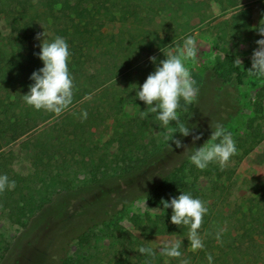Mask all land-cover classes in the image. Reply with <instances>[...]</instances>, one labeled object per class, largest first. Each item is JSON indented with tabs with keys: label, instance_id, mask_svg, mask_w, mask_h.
I'll return each mask as SVG.
<instances>
[{
	"label": "rangeland",
	"instance_id": "1",
	"mask_svg": "<svg viewBox=\"0 0 264 264\" xmlns=\"http://www.w3.org/2000/svg\"><path fill=\"white\" fill-rule=\"evenodd\" d=\"M165 2L167 5L157 3L148 11L144 10L143 18L147 21L153 18L151 24L144 28L146 36L139 38V47L127 61L120 60L118 66L121 68L118 67L105 84L111 85L110 90L118 91L119 99H124L121 113L92 126L89 110H85L74 115L75 122L82 127L74 130L64 116L76 108L80 110L82 101L59 116L38 111L39 118L52 115L47 120L41 118L35 132L46 139L53 137L49 143L51 145L53 141L52 159L45 160L40 170L33 164L32 150L23 149L21 145L27 136L37 134L32 131L34 129L23 128L16 141L9 140V137L5 140L3 149L13 159L6 169L10 174L9 180L21 185L22 189L33 186L42 189L43 193L47 191L46 197L53 194L55 198L34 214L33 210L37 209L35 203L27 204L20 199L28 191L18 192L15 202L10 197L14 190L0 191V264H62L67 253L76 254L79 248L77 245L70 248L73 238L88 228H93L95 233L90 246L83 252L85 256L89 255L90 264H182L184 260L188 264H209V254L215 255L213 264H223L224 255H229L234 264L264 263V230H259L260 234L256 231L258 246L251 249L247 248V243H239L243 229L240 219L243 215L249 217V209L256 212L258 207L259 215L256 217L264 224V97L262 111L259 114L255 112L264 81L257 82L248 74L244 76L243 84H239L237 79L225 83L210 80L211 71L206 70L226 55L239 59L245 72L251 68V55L257 47L255 41L261 38L254 29L264 19V0ZM235 16L237 19L233 21ZM2 21L0 31H6ZM119 23L106 22L104 31L118 33L122 27ZM44 31L49 38L54 34L53 30L37 22L35 35L31 38L33 42L30 39L27 43L25 53L30 46L40 50L39 45L46 37L41 36V40L36 37ZM152 33H158L159 38ZM188 35H193L198 42L197 58L187 62L197 93L191 104L185 105L181 101L178 111L181 122L190 112L189 127L197 126L194 134L201 135L199 145L198 141L193 144L191 136L187 140L182 134L175 133L178 131L176 122L164 129L154 120L140 132L130 130L135 125L130 121L138 118L141 112V103L133 100L136 99L133 89L142 85L155 71V65L149 58L165 59L162 50H174L173 46L179 47ZM6 44H9L10 51V45L14 44L0 41V47ZM5 59L1 48L0 67L5 65ZM205 82L211 84L208 91L205 87L207 93L198 95ZM21 90V85H17L14 91H3L2 88L0 100L10 103ZM22 102L25 103L24 100ZM84 112L87 113L86 118L82 115ZM217 123L232 134L237 152L223 169L216 164L212 174L199 176L195 181L189 177L195 186L187 190L188 193L199 198L208 208L204 216L207 227L199 230L204 248L192 251L186 238L187 228L170 221L172 210L165 211L163 205H151L144 197L165 175L188 159L187 154H183L184 148L176 147L175 140H181L189 148L196 144L202 146L211 137L207 138L206 131L209 129L212 134L211 124ZM68 130L71 134L65 136L64 131ZM260 138L255 144V140ZM131 143L133 149L129 146ZM250 145H254L253 150L242 157V147ZM102 158L106 159L107 165L96 171ZM56 178L59 180L55 181ZM53 180L55 188L50 189ZM37 192L35 195L39 198L41 192ZM158 207L160 209H155ZM146 215L152 218L151 222ZM253 216L249 218L257 223ZM144 225H147L146 229ZM154 225L165 231L159 232ZM221 229V238L217 240L216 233ZM164 242L179 243L182 255L174 259L162 257L159 247ZM140 246H151L155 255L142 256L135 251Z\"/></svg>",
	"mask_w": 264,
	"mask_h": 264
},
{
	"label": "trees",
	"instance_id": "2",
	"mask_svg": "<svg viewBox=\"0 0 264 264\" xmlns=\"http://www.w3.org/2000/svg\"><path fill=\"white\" fill-rule=\"evenodd\" d=\"M157 3L167 5L165 0H0V21L3 20L4 22H2L6 25V31H0V41L7 40L10 44H14L10 45L12 47L10 51L7 47L9 44L0 47L6 57L5 65L0 67V89L3 88V91L8 89L14 91L17 85H21V89H23L21 93L15 95L13 101L10 103H6L4 99L0 100V111L2 112H0V175L10 177L9 171L6 169L13 161L11 159L12 156L6 154L3 149L7 137H9V140L16 141L21 137V133L24 131L23 128L27 130L29 128L34 129L39 125L41 118L47 120L52 115H41L39 118L37 110L22 102L24 100L23 95L29 91V85L33 83L30 80L31 74L43 67L42 61L36 55L40 50L35 49V46H30L28 53L24 52L25 48H27V43L35 35L37 22L53 30L54 34L50 36V40L56 36H61L69 45L71 59L69 62V70L74 82L72 105L75 106V104L81 101L82 103L80 104V110L76 108L73 113H65L64 119L74 130H77L82 128L74 120V115L77 113L79 114L80 112L89 110L88 114L92 126L99 122H105L106 119L121 113L124 99H119L118 91L110 90L111 85L105 86V84L111 80L118 67L121 68V65L118 66L120 60L122 62L127 61L131 54L135 52V49L139 47V38L147 34L144 28L148 24H151V20H153L152 18L150 21H147L146 18H143L142 14L144 10L148 11L149 8L157 5ZM154 9H152V12H154ZM236 17H234L233 21L237 19ZM141 18L143 19L141 20ZM40 20H43V23ZM106 22L108 24L120 22L119 24L122 27L118 33L105 32L104 26ZM68 24L70 25L68 26ZM152 34L159 38L158 33ZM2 35L6 36L2 38ZM149 46H151V43ZM236 60L234 56L226 55L223 59H219L212 67L206 69L211 71L210 80L217 79L226 83L237 79L239 84H243V78L248 73L242 69L240 63H235ZM210 85V82H205V85H203L204 88H201V91L198 90V95L204 93ZM7 94L11 95L10 91H7ZM263 97L264 88L258 95L260 102L255 109L257 114L262 111ZM133 100L141 103V112L147 110L144 102L138 99ZM140 114L138 118L130 121L135 124L130 127V130L140 132L155 120L154 114H150L143 119ZM189 114L190 112L187 113L182 122L184 123L187 120L185 123L188 126H190L188 118L191 119V115L189 117ZM32 122L33 124H31ZM194 126L197 127L196 125ZM35 130L32 131L37 134L27 136L21 145L23 149L30 148L32 150L33 164L37 170H40L39 167L45 165V160L51 161L52 159L53 155H51L50 151L53 141L51 145L49 143L53 137L48 136L46 139L44 135L39 134L38 131L35 132ZM68 134H71V130L64 131L65 136ZM206 135L209 138L211 136V130L208 129ZM260 140L261 138L255 140V144ZM199 143L200 140L197 144L199 145ZM197 144L194 147H200ZM49 145L50 149H48ZM129 146L133 149L132 143ZM242 148V157H244L253 150L254 145L244 146ZM47 155L50 157H46ZM103 165H107L106 159L104 158L101 159V163L96 167V171H99ZM215 168L216 164H211L205 170H198L187 159L165 175L144 198L151 205L160 206L162 205L160 203L161 199L177 197L182 193V190L186 192L194 188L195 185L190 182L189 177L195 181L199 176L212 174L216 170ZM15 176L17 177V175ZM20 178L22 182L25 181L22 177H18L17 179ZM57 179L54 180L58 181L59 179ZM54 180L49 185L50 189L51 187L55 188L53 187L56 184L53 183ZM17 185L18 183L15 184L14 189H12L14 191L11 195L9 193L8 196L10 195L12 197L11 201L15 202L16 199L14 198L18 192L23 193L24 191H28L26 194L21 193L22 196L20 199L24 200L27 204L29 202L35 203L34 205L37 206V209L36 211L33 210L34 214L40 212L44 207L54 201L55 196L53 194L50 197H46L47 191L43 193L42 189H36L33 186L31 189H22L21 185ZM35 192H41V196L37 198ZM249 210V217L255 215L252 218L257 223L252 221L248 216L243 215L240 219L241 228L243 229L240 233L239 243H247V248L252 249L256 245H259L256 231L260 234L259 230L261 232L264 230V224H261V220L256 217L257 214L259 215L258 207L256 212L253 209ZM146 216L148 221L150 220L151 222L152 218L148 215ZM206 223L207 221L203 218L201 227H207ZM154 226H156L159 232L165 231L158 225ZM146 228L147 225H144V229ZM119 230L123 231L122 227L119 226ZM94 236L93 228H88L73 238L70 248L74 245H77L79 248L76 254L67 253V256L62 259L61 263L90 264L89 255L85 256L83 252L90 246ZM212 241L211 238V245ZM74 255H77V257ZM214 256L212 255V257ZM223 264L234 263L230 261L229 255H224Z\"/></svg>",
	"mask_w": 264,
	"mask_h": 264
},
{
	"label": "clouds",
	"instance_id": "3",
	"mask_svg": "<svg viewBox=\"0 0 264 264\" xmlns=\"http://www.w3.org/2000/svg\"><path fill=\"white\" fill-rule=\"evenodd\" d=\"M254 30L261 38L255 41L257 47L252 52L251 68L247 72L251 78L261 82L264 81V19ZM41 36L46 38L41 41L40 51L36 55L42 61L43 67L31 74L30 80L33 83L29 85V91L23 95V99L26 105L37 111L43 110L59 116L73 103L74 82L69 70V45L61 36L50 40L44 31L37 34L36 39L41 40ZM173 48L174 50H162L166 57L163 60L157 61L155 56L149 58L155 65V71L148 75L142 85H136L133 90L136 99L147 106V110L140 114L142 119L154 114V119L159 122L158 126L164 129L176 122L178 131L175 133L178 132L184 137L191 136L195 144L201 139V135L194 134L195 126L189 127L180 121L178 110L181 109V101L187 105L196 98V82L187 62L197 58L198 42L193 35H188L183 38L179 47ZM235 63H240V60L237 59ZM82 115L87 117L86 112ZM211 128L210 139L198 148H189L181 140H175L176 147L184 148L183 154H187L190 163L198 170H205L211 164H217L223 169L237 152L232 134L222 124H211ZM14 187L15 181H10L6 175H0V191L12 190ZM160 203L165 211L172 210V224L187 228L186 238L190 242L191 250L203 249L204 241L199 230L204 216L208 213L204 203L183 190L179 196L161 199ZM222 231L221 229L216 233L217 240H220ZM135 251L142 256L155 255L151 246H140ZM159 254L162 257L179 258L182 255L180 244L164 242L159 247ZM207 260L209 264H213L211 254L207 256ZM182 264H188V261L184 260Z\"/></svg>",
	"mask_w": 264,
	"mask_h": 264
}]
</instances>
